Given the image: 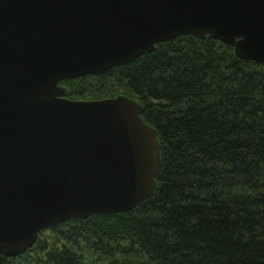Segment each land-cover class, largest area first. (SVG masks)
Here are the masks:
<instances>
[{"label": "water", "instance_id": "water-1", "mask_svg": "<svg viewBox=\"0 0 264 264\" xmlns=\"http://www.w3.org/2000/svg\"><path fill=\"white\" fill-rule=\"evenodd\" d=\"M186 35L264 64V0H0V254L153 196L161 146L140 102L71 100L61 82Z\"/></svg>", "mask_w": 264, "mask_h": 264}, {"label": "trees", "instance_id": "trees-1", "mask_svg": "<svg viewBox=\"0 0 264 264\" xmlns=\"http://www.w3.org/2000/svg\"><path fill=\"white\" fill-rule=\"evenodd\" d=\"M61 84L71 100L140 102L161 146L156 191L131 211L45 228L0 264H264V64L186 35Z\"/></svg>", "mask_w": 264, "mask_h": 264}]
</instances>
